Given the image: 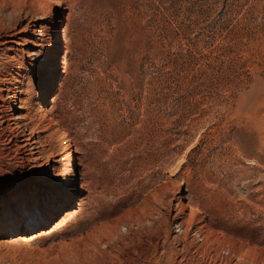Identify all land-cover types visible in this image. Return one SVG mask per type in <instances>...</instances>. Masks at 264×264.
<instances>
[{
  "label": "rangeland",
  "instance_id": "obj_1",
  "mask_svg": "<svg viewBox=\"0 0 264 264\" xmlns=\"http://www.w3.org/2000/svg\"><path fill=\"white\" fill-rule=\"evenodd\" d=\"M0 82V264H264V0H0Z\"/></svg>",
  "mask_w": 264,
  "mask_h": 264
},
{
  "label": "bare ground",
  "instance_id": "obj_2",
  "mask_svg": "<svg viewBox=\"0 0 264 264\" xmlns=\"http://www.w3.org/2000/svg\"><path fill=\"white\" fill-rule=\"evenodd\" d=\"M34 32H36L37 31V25H35L34 26V30H33ZM33 32V33H34ZM46 34V33H45ZM40 35H42L43 36V31L40 33ZM61 41V40H60ZM61 45V44H60ZM4 80V79H3ZM2 80V81H3ZM1 83V82H0ZM8 88V87H7ZM6 89V88H5ZM2 90H4V89H2ZM1 89H0V93H1V91H2ZM16 96V95H15ZM18 96V95H17ZM4 97V96H3ZM6 98V97H5ZM20 101V99L18 100V98L16 97L15 98V102L13 103V105L10 107L11 109H10V114H11V116L13 117V120H14V124H17V123H20V121L21 120H23V119H25V120H29V119H27V115H23V113L22 112H20L19 111V109L20 108H24L23 106H20V105H18L16 102H19ZM22 103V102H21ZM22 105V104H21ZM1 106V105H0ZM25 106V105H24ZM39 111L40 112H42V113H46V109L45 108H39ZM52 119V117L51 116H49V120H51ZM24 120V121H25ZM29 122L31 123V120H29ZM28 122V123H29ZM12 124H13V122H12ZM22 124V123H21ZM26 124H27V122H26ZM32 124V123H31ZM16 126H18V125H16ZM36 126V125H35ZM30 128V127H29ZM32 128V127H31ZM30 128V129H31ZM33 128H34V126H33ZM19 129V128H18ZM33 131H34V129H33ZM35 132V131H34ZM33 132V133H34ZM27 134V133H26ZM67 134V133H66ZM25 135V134H24ZM56 135L58 136V138L59 139H63V138H65V134H64V132H62V131H60L58 128H57V130H56ZM15 141L20 145V147H22L23 149H25L26 151H27V154H28V156H30L31 154H41L42 152H43V148L41 149V150H39L40 149V145H42L43 144V138L42 137H40V136H38L37 135V137H35V135H25L24 137H22V138H15ZM70 141V140H69ZM15 142V143H16ZM16 143V144H17ZM63 143V142H62ZM18 146V145H17ZM45 149V148H44ZM47 151V150H46ZM65 152L67 153L66 154V161L67 162H71V160H73L72 159V155H73V150L71 149V146H70V143H66V146H65ZM38 157V156H37ZM65 157V156H64ZM37 159V158H36ZM39 159V158H38ZM62 160L63 161H65V158H62ZM34 161V160H33ZM68 165V164H67ZM79 165H83L81 162H79ZM55 168H56V165H54L53 166V169L55 170ZM63 168H66L67 169V167L66 166H63ZM81 173V172H80ZM79 184H80V187H81V183H75V186H74V193H76V191L77 190H79ZM2 204L4 203V202H1ZM197 207V206H196ZM196 209H198V208H196ZM3 210V209H2ZM2 210L0 211V212H2ZM195 210V209H194ZM70 210H67V212H65L66 214H65V216L62 218V220H65L66 218H67V216L70 214ZM178 225H180V224H178ZM41 231H44V230H41ZM44 233L45 232H41V233H39V234H34V236H32V238H39V237H42V236H44ZM14 238V237H13ZM19 240V238L18 239H16L14 242H13V240H11L10 242H9V244L10 245H14L15 244V242H17ZM62 264V263H61Z\"/></svg>",
  "mask_w": 264,
  "mask_h": 264
}]
</instances>
